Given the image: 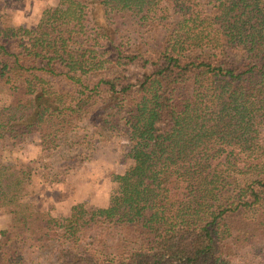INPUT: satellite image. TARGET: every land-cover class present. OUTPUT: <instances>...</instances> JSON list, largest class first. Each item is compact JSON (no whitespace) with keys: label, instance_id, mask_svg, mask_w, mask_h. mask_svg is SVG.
I'll return each mask as SVG.
<instances>
[{"label":"trees","instance_id":"trees-1","mask_svg":"<svg viewBox=\"0 0 264 264\" xmlns=\"http://www.w3.org/2000/svg\"><path fill=\"white\" fill-rule=\"evenodd\" d=\"M127 19L157 43L121 35ZM31 135L56 173L4 157ZM112 138L131 164L109 204L38 209L36 187ZM0 209V264H264V0H58L32 28L0 19Z\"/></svg>","mask_w":264,"mask_h":264},{"label":"rangeland","instance_id":"rangeland-1","mask_svg":"<svg viewBox=\"0 0 264 264\" xmlns=\"http://www.w3.org/2000/svg\"><path fill=\"white\" fill-rule=\"evenodd\" d=\"M58 0H0V19L8 20L12 25L32 28L38 22L42 11L47 6H54ZM120 34L125 37L139 38L144 43L156 44L159 36L152 33L137 31L130 19L121 21ZM86 153H90L83 162H69L61 168V176L57 182L44 183L36 187L31 195L39 210L46 211L53 216L66 215L75 203H82L87 207H101L109 204L118 193L119 186L114 177L123 173L131 161L126 158L127 144L122 138H112L95 144V148L88 146ZM10 160L34 162L42 159L41 163L48 164L49 173H56L60 164L59 153L43 154L39 147L37 135L27 137L12 153L4 156ZM79 161V159H77ZM36 166V164L34 165ZM53 167V168H51ZM53 169L50 171L49 169ZM51 179V178H50ZM60 181V182H59ZM9 223V216L0 209V230ZM48 251H28L24 258L27 264H53Z\"/></svg>","mask_w":264,"mask_h":264}]
</instances>
